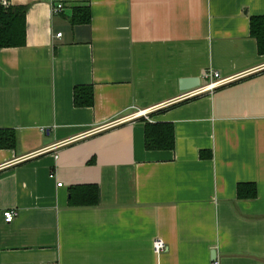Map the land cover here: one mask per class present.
Masks as SVG:
<instances>
[{
  "label": "crops",
  "instance_id": "0c3cea01",
  "mask_svg": "<svg viewBox=\"0 0 264 264\" xmlns=\"http://www.w3.org/2000/svg\"><path fill=\"white\" fill-rule=\"evenodd\" d=\"M61 1L6 0L28 9L23 47L0 49V130L17 137L0 149V264H264V0ZM212 72L233 80L176 101ZM145 123L171 125L172 149H146ZM85 186L97 205L70 206Z\"/></svg>",
  "mask_w": 264,
  "mask_h": 264
},
{
  "label": "trees",
  "instance_id": "16d2710c",
  "mask_svg": "<svg viewBox=\"0 0 264 264\" xmlns=\"http://www.w3.org/2000/svg\"><path fill=\"white\" fill-rule=\"evenodd\" d=\"M28 7L13 6L0 3V49L20 48L25 44V15ZM77 14L71 19V24L88 23L90 11L80 7L76 9ZM82 15L78 16L80 13ZM250 35L255 38L257 50L264 55V17L250 18ZM74 105L82 108L93 105L92 91L88 87H76L73 93ZM145 147L148 150H170L174 139L172 126L165 124L150 125L145 123ZM17 146L16 133L11 130H0V149H15ZM237 195L240 199H254L256 190L253 184L239 185ZM97 187L85 186L70 192V206H96Z\"/></svg>",
  "mask_w": 264,
  "mask_h": 264
},
{
  "label": "built area",
  "instance_id": "2783aa9c",
  "mask_svg": "<svg viewBox=\"0 0 264 264\" xmlns=\"http://www.w3.org/2000/svg\"><path fill=\"white\" fill-rule=\"evenodd\" d=\"M49 1H50V5H51V11L50 12H52L53 15H60L64 12L63 11L64 6H63V3L61 0H49ZM0 3L4 4V3H6V0H0ZM56 36L60 37L61 34H57ZM203 78L204 79L207 78V79H211V80L213 79L215 81H212L211 83L204 85V86H199L197 89L183 92L181 94V96L177 97L176 101L177 102H184L185 100L196 98V97H198V95H200L202 93L212 91V89H214L215 87L226 85L227 83H229L233 80L231 78L221 79L219 77V74L216 72L205 73V74H203ZM141 116H146V115L143 114ZM120 122H122V120L113 121L110 124L104 125L102 127V129H108V128L112 127V125L118 124ZM57 185L61 186L60 184H57ZM2 216L4 217V223L5 224H11L16 217V213L14 212V210L13 211H5L2 213ZM166 249H167V247H166V244L163 240H161L159 238L157 240H154L153 245H152V250H153V253L155 255L159 256V254L163 253ZM212 264H218V263H212Z\"/></svg>",
  "mask_w": 264,
  "mask_h": 264
},
{
  "label": "water",
  "instance_id": "95a60500",
  "mask_svg": "<svg viewBox=\"0 0 264 264\" xmlns=\"http://www.w3.org/2000/svg\"><path fill=\"white\" fill-rule=\"evenodd\" d=\"M201 84V80L197 78H183L179 80V91H191L197 89Z\"/></svg>",
  "mask_w": 264,
  "mask_h": 264
}]
</instances>
